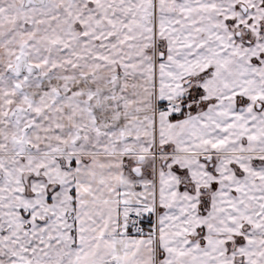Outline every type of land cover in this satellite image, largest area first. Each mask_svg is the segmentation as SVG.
I'll use <instances>...</instances> for the list:
<instances>
[{
	"label": "snow or ice",
	"instance_id": "obj_1",
	"mask_svg": "<svg viewBox=\"0 0 264 264\" xmlns=\"http://www.w3.org/2000/svg\"><path fill=\"white\" fill-rule=\"evenodd\" d=\"M0 264H264V0H0Z\"/></svg>",
	"mask_w": 264,
	"mask_h": 264
}]
</instances>
